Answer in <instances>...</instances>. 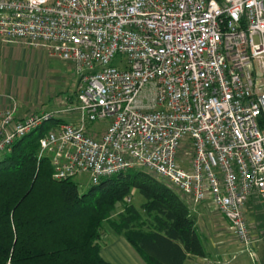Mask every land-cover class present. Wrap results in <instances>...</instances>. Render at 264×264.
<instances>
[{
  "label": "built area",
  "instance_id": "1",
  "mask_svg": "<svg viewBox=\"0 0 264 264\" xmlns=\"http://www.w3.org/2000/svg\"><path fill=\"white\" fill-rule=\"evenodd\" d=\"M0 40L75 73L63 108L0 111V156L58 119L37 154L54 179L97 184L143 167L217 211L252 252L244 206L264 197V0H0Z\"/></svg>",
  "mask_w": 264,
  "mask_h": 264
},
{
  "label": "trees",
  "instance_id": "2",
  "mask_svg": "<svg viewBox=\"0 0 264 264\" xmlns=\"http://www.w3.org/2000/svg\"><path fill=\"white\" fill-rule=\"evenodd\" d=\"M57 121L42 122L0 156V264H111L100 255L104 222L146 264H183L189 255L211 264L187 201L145 168L83 192L71 178L54 179L37 154L39 138ZM133 190L144 198L139 208L130 202ZM116 204L123 210L113 220Z\"/></svg>",
  "mask_w": 264,
  "mask_h": 264
},
{
  "label": "crops",
  "instance_id": "3",
  "mask_svg": "<svg viewBox=\"0 0 264 264\" xmlns=\"http://www.w3.org/2000/svg\"><path fill=\"white\" fill-rule=\"evenodd\" d=\"M37 53L41 57L43 56L44 59L50 57L42 48L32 49L21 43L3 42L0 40V111L10 107L15 101V116L17 118L24 117L32 112L63 108L65 102L67 100L69 101L73 96L74 79L69 90L64 89V86L60 89L55 86V84L58 85L59 83L57 72L62 74L58 67L54 69V72L57 71L56 75H53L48 80L46 79V74L39 73L37 76L35 71L30 70L33 68L31 65H34ZM67 65L72 67L68 62ZM187 203L191 212L196 217L197 228L199 227L198 224H200V221L202 222L204 218H206L205 220L207 224H210V227L215 223L216 220L212 221L211 215L207 213L210 209L205 203L192 204L190 201H187ZM140 205L134 206L139 208ZM245 206L244 213L246 211V215L250 218V220H247L252 230V236L257 239L252 251L258 258L255 259L254 263H250L264 264V197H253L247 201ZM215 217L217 218V216ZM204 224L206 223L204 222ZM115 235L114 238L111 237L110 242L103 245H114L112 247V253L108 254L103 251L102 247L100 248V255L106 261L111 264H146L123 235ZM203 245L208 253L206 257L210 259V249L204 240ZM230 249L232 248L228 243L221 245L220 255L216 254L217 258L213 260L212 264H248L246 258L239 262H235V258H230L234 253ZM201 260V257L189 255L183 264H198Z\"/></svg>",
  "mask_w": 264,
  "mask_h": 264
},
{
  "label": "rangeland",
  "instance_id": "4",
  "mask_svg": "<svg viewBox=\"0 0 264 264\" xmlns=\"http://www.w3.org/2000/svg\"><path fill=\"white\" fill-rule=\"evenodd\" d=\"M34 49L35 47H30ZM36 59L34 62V65H31L33 68L30 69L31 71H35L38 76L39 73L46 74V79H51L53 75H56V72H54V69L56 67L59 68L60 72L62 74L58 73L59 77V83L58 85L55 84V86L60 89L64 86V89H70L73 79L75 78V73L73 71L72 67H69L67 65V62L61 61L59 59L53 58V57H47L44 59V57L40 56V54H36ZM42 58V59H41ZM105 124L104 122H95L91 125V132H94L95 134H99L101 130L104 128ZM73 182H75L79 188L80 191H85L91 186V182L89 180V177L86 174L78 173L75 176L71 178ZM144 198L141 194H139L136 190L132 191L131 194V203L135 206H139L141 202H143ZM246 207V206H245ZM123 210V206L120 204H116L115 210H113L109 214V218L115 220L118 217V213ZM246 210V208H245ZM208 214L211 215V220L215 221V225L212 224L210 227V224H207V221L204 218L202 222L200 221V224H198V231L200 235L202 236V239L205 241L207 247L210 249L209 253V260L211 261V264L215 258H217L216 254H219L221 245L228 243L231 248V251L234 253L231 255L230 258L236 260L235 262H239L242 259H247L248 264H251L250 262L254 263L255 259L258 258L253 251L250 254H247L245 252H241V245L239 244V240L237 237L234 236L233 232L229 229L227 222L223 219L222 216L217 211H208ZM213 214V215H212ZM207 215V214H206ZM246 215V211H245ZM217 216V218L215 217ZM215 217V218H214ZM247 219L250 220L248 215H246ZM214 219V220H213ZM204 222L207 224H204ZM103 226L105 228V232H107V235L105 237V243L111 241V237L114 238L116 235L112 231V229L107 225V223H103ZM213 227V228H212ZM104 245V244H103ZM101 246L103 248V251L109 253H112V247L114 245H107V246ZM230 251V252H231ZM221 257V256H220Z\"/></svg>",
  "mask_w": 264,
  "mask_h": 264
}]
</instances>
